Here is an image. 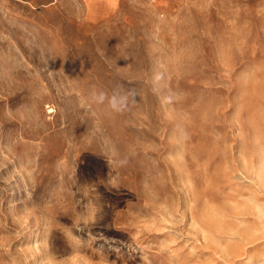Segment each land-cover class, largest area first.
<instances>
[{
	"label": "rangeland",
	"instance_id": "obj_1",
	"mask_svg": "<svg viewBox=\"0 0 264 264\" xmlns=\"http://www.w3.org/2000/svg\"><path fill=\"white\" fill-rule=\"evenodd\" d=\"M0 264H264V0L0 4Z\"/></svg>",
	"mask_w": 264,
	"mask_h": 264
},
{
	"label": "clouds",
	"instance_id": "obj_2",
	"mask_svg": "<svg viewBox=\"0 0 264 264\" xmlns=\"http://www.w3.org/2000/svg\"><path fill=\"white\" fill-rule=\"evenodd\" d=\"M164 78V74L157 71L153 75V81L158 85ZM155 90V89H154ZM136 102V93L133 90H126L122 86L111 90V93L105 90L98 89L93 86L84 98L83 103L89 106H95L100 111L108 115L122 114L129 110L130 105ZM172 97L166 96L164 103H171ZM180 138L187 140L188 133L180 129ZM126 161L121 160L120 164H124Z\"/></svg>",
	"mask_w": 264,
	"mask_h": 264
},
{
	"label": "crops",
	"instance_id": "obj_3",
	"mask_svg": "<svg viewBox=\"0 0 264 264\" xmlns=\"http://www.w3.org/2000/svg\"><path fill=\"white\" fill-rule=\"evenodd\" d=\"M56 0H0V4H9L13 2H19L23 4H29L32 6L49 5L54 3Z\"/></svg>",
	"mask_w": 264,
	"mask_h": 264
}]
</instances>
